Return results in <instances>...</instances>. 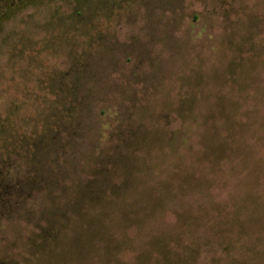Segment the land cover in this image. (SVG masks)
Masks as SVG:
<instances>
[{"label":"rangeland","instance_id":"374dc122","mask_svg":"<svg viewBox=\"0 0 264 264\" xmlns=\"http://www.w3.org/2000/svg\"><path fill=\"white\" fill-rule=\"evenodd\" d=\"M0 180V264H264V0H0Z\"/></svg>","mask_w":264,"mask_h":264},{"label":"trees","instance_id":"16d2710c","mask_svg":"<svg viewBox=\"0 0 264 264\" xmlns=\"http://www.w3.org/2000/svg\"><path fill=\"white\" fill-rule=\"evenodd\" d=\"M8 194H9L8 188H7L4 184H2V181L0 180V202H1V200H3L6 196H8ZM47 231H49V229L46 230V232H47Z\"/></svg>","mask_w":264,"mask_h":264}]
</instances>
